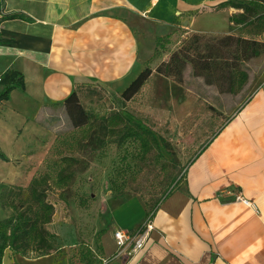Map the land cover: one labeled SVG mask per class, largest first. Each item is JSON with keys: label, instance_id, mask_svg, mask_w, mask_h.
I'll list each match as a JSON object with an SVG mask.
<instances>
[{"label": "crops", "instance_id": "obj_1", "mask_svg": "<svg viewBox=\"0 0 264 264\" xmlns=\"http://www.w3.org/2000/svg\"><path fill=\"white\" fill-rule=\"evenodd\" d=\"M223 1L0 0V74L17 71L24 82L0 100V151L10 159H0V167L13 169L9 177L0 176V193L6 185H20L12 163L29 161L30 138L45 136L47 120L60 114L79 86H128L144 70L147 43L162 35L173 40L228 34L235 8L221 7ZM143 22L165 33L149 36ZM8 213L0 203V218ZM145 219L146 208L136 198L115 207L110 231L101 235L98 264H264V82L152 209L153 228L139 253L115 257L113 231L134 230ZM2 264L69 260L57 249L40 256L6 249Z\"/></svg>", "mask_w": 264, "mask_h": 264}, {"label": "rangeland", "instance_id": "obj_2", "mask_svg": "<svg viewBox=\"0 0 264 264\" xmlns=\"http://www.w3.org/2000/svg\"><path fill=\"white\" fill-rule=\"evenodd\" d=\"M240 12L235 9V16ZM142 27L149 36L165 33L147 22ZM230 28L223 35L191 33L185 39L180 35L163 40L161 51H155L156 40L150 41L143 69L150 68L151 74L132 99L122 98L127 86L81 85L76 97L87 113L86 125L73 128L74 119L64 107L47 120L45 136L32 135L31 151L25 154L29 161L12 163L15 180L25 198L29 177L51 175L47 198L55 212L48 230L55 234L58 252L74 261L78 249L93 246V260L83 264L101 262V235L110 231L111 211L131 198L153 208L210 137L264 82V25L232 23ZM227 36L259 45L254 49ZM135 124L164 142L144 153L137 139L123 138ZM68 157L69 162L63 161ZM7 166L0 167V176L9 177L13 169ZM60 169L68 182L57 188L52 182ZM7 187L2 191L8 201Z\"/></svg>", "mask_w": 264, "mask_h": 264}, {"label": "trees", "instance_id": "obj_3", "mask_svg": "<svg viewBox=\"0 0 264 264\" xmlns=\"http://www.w3.org/2000/svg\"><path fill=\"white\" fill-rule=\"evenodd\" d=\"M262 0H247L245 2H235L233 0H225L221 7H232L240 9L241 12L235 16L232 14L229 17L230 22L234 24H252L259 23L264 25V11H262ZM169 35L158 37L156 39V50H162L164 48L161 43L163 40L167 41ZM226 39L234 40L237 44L244 43L249 46H258L259 42L256 40H246L239 37L227 36ZM256 53V50H254ZM151 74L150 68H145L122 92V98L125 100L132 99L137 94L142 86L146 83L148 77ZM2 75L1 85H4V90L0 93V100H6L9 97V93L14 88H24L23 76L17 71L10 70L4 72ZM68 116L73 117V128H79L87 123V113L79 104L76 92L73 96H70L65 105ZM133 137L140 143L141 149L144 153H147L153 146H159V141L155 135L148 129L141 125L135 124L129 126L123 133V138ZM164 146V144H163ZM0 159L3 161H9V158L0 151ZM68 158H63V161H68ZM51 175L47 174H34L29 183L26 186L27 196L22 198L23 186L20 185H7V194L10 199L7 201L4 197L3 191L0 193V203L4 208L11 209L10 213L0 220V264H2V258L6 249L11 251L12 255L21 256H40L49 254L54 248L55 234L50 232L46 225L52 222V218L55 212L53 203L47 198V190L52 186L49 182ZM68 182V176L62 174V170H58L55 175V179L52 182L57 188H60ZM166 191L163 200L170 192ZM159 201V202H160ZM158 202V203H159ZM157 203V204H158ZM156 204V205H157ZM155 205V206H156ZM153 206V208L155 207ZM146 217L152 213V209H148L146 206ZM104 232V231H103ZM102 232V233H103ZM101 248V247H100ZM101 250V249H100ZM77 263L83 264V262L89 263L93 260V254L90 248L77 250ZM69 264H77L73 261L71 256H68Z\"/></svg>", "mask_w": 264, "mask_h": 264}, {"label": "built area", "instance_id": "obj_4", "mask_svg": "<svg viewBox=\"0 0 264 264\" xmlns=\"http://www.w3.org/2000/svg\"><path fill=\"white\" fill-rule=\"evenodd\" d=\"M2 75L0 74V84ZM245 203H249L246 199H242ZM152 213L146 217L145 221L134 230L115 229L113 237L116 243L115 257L122 259H130L139 253L144 247L149 233L152 230Z\"/></svg>", "mask_w": 264, "mask_h": 264}]
</instances>
